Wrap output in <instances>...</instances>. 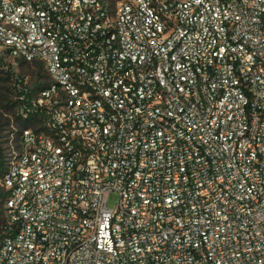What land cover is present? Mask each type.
Masks as SVG:
<instances>
[{
	"label": "built area",
	"instance_id": "obj_1",
	"mask_svg": "<svg viewBox=\"0 0 264 264\" xmlns=\"http://www.w3.org/2000/svg\"><path fill=\"white\" fill-rule=\"evenodd\" d=\"M35 61L0 264H264V0H0Z\"/></svg>",
	"mask_w": 264,
	"mask_h": 264
},
{
	"label": "trees",
	"instance_id": "obj_2",
	"mask_svg": "<svg viewBox=\"0 0 264 264\" xmlns=\"http://www.w3.org/2000/svg\"><path fill=\"white\" fill-rule=\"evenodd\" d=\"M24 67L28 69V73L25 74L19 71L18 75L15 76L10 69L0 65V107L2 108L0 110V132L4 127H11V125H14L17 127L15 132L19 133L20 128L28 127L33 124L32 117L21 120L18 114L21 101L19 99V90L16 88V84L20 79L24 80V78H26L25 86L28 88L29 93L34 95L47 85V77L42 64L38 61L32 63L21 62L19 68ZM8 113L12 115V118L4 116ZM10 119H12L13 122ZM12 131L14 130H10V132ZM1 137L0 135V139ZM7 137L6 141H8ZM2 143L3 141H0V178L7 162L5 156L7 146H2ZM5 198L6 192L0 187V235L6 229L2 215Z\"/></svg>",
	"mask_w": 264,
	"mask_h": 264
},
{
	"label": "rangeland",
	"instance_id": "obj_3",
	"mask_svg": "<svg viewBox=\"0 0 264 264\" xmlns=\"http://www.w3.org/2000/svg\"><path fill=\"white\" fill-rule=\"evenodd\" d=\"M112 1H114V0H112ZM20 70V72H22V73H28V69L27 68H19ZM2 108L0 107V110H1ZM4 116H8L7 118H12V115L11 114H7V115H4ZM10 120H12V119H10ZM10 130H12V128L10 127V126H6V127H4V129L0 132V135L2 136L1 137V139H0V141H3V143H2V146H7V144L8 143H6L7 141H6V137H7V135H9V133H10ZM117 201H118V195H117V193L116 192H111L109 195H108V200H107V206L109 207V208H114L115 206H116V203H117ZM4 214V212H2V215Z\"/></svg>",
	"mask_w": 264,
	"mask_h": 264
}]
</instances>
